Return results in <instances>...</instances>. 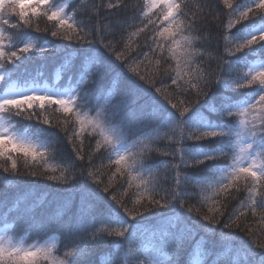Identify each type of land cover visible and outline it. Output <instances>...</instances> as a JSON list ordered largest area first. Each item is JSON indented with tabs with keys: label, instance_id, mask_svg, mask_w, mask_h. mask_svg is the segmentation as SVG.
I'll use <instances>...</instances> for the list:
<instances>
[{
	"label": "snow or ice",
	"instance_id": "1",
	"mask_svg": "<svg viewBox=\"0 0 264 264\" xmlns=\"http://www.w3.org/2000/svg\"><path fill=\"white\" fill-rule=\"evenodd\" d=\"M222 3L229 16L225 51L219 72L209 75L203 57L212 34L205 9L210 15L212 6L206 2L144 0L129 9L127 0H0V168L13 177L55 182L68 193L65 204L76 209L66 220L61 213L38 217L27 195L14 204L0 199L4 219L16 230L47 235L57 223L70 236L61 252L39 235L26 243L6 230L0 234V264H97L92 257L100 248L107 249L100 253L107 264H164L160 255L180 264L173 256L188 237L201 234L205 259L195 264H264V0ZM101 8L119 10L116 19L111 13L103 18L107 26ZM157 8L159 25L153 19ZM129 11L138 14L129 18ZM237 25L243 26L232 34ZM41 31L69 43H39L33 33ZM249 55L258 59L250 62ZM34 57L68 62L67 82L36 83L26 67ZM213 75L215 87L206 89ZM169 88L183 97L178 103ZM105 92L119 102L112 104ZM192 95L194 100L186 99ZM86 139L95 146L85 173L76 161L84 160ZM65 140L75 158L67 153L61 164H50ZM97 156L108 163L93 165ZM103 168L111 172L107 183ZM248 213L258 217L256 227L247 222ZM146 217L154 218L151 246L141 240ZM180 224L185 227L178 232Z\"/></svg>",
	"mask_w": 264,
	"mask_h": 264
},
{
	"label": "trees",
	"instance_id": "2",
	"mask_svg": "<svg viewBox=\"0 0 264 264\" xmlns=\"http://www.w3.org/2000/svg\"><path fill=\"white\" fill-rule=\"evenodd\" d=\"M72 0H69V3H71ZM77 2H84L86 4H90L93 2V0H77ZM95 3L99 4L100 0H94ZM108 0H104V3L106 4ZM113 3H116L117 0H112ZM144 0H127L129 9L137 8V6H143ZM198 2H206L212 6L211 14L208 15V9H205V14L207 15V23L205 25L207 31H210L212 34V39L209 43H206L204 45L205 49L207 50V54L203 57V66L206 67L207 73L209 75L213 73L219 72L220 68V55L224 53L225 51V45L226 42L222 39L223 35L227 34V32L224 30V25L227 23V20L229 19L228 16V9L223 5L222 0H188V3L190 5H194ZM235 2V0H233ZM217 4H219V8L223 11L217 10ZM119 10H107L104 8L100 9V19L103 21L104 25L107 26V21L103 18L105 16H109L110 13L112 14L110 16V19H116V13ZM156 15L153 16V19L156 21V24H162L163 21L160 20L159 11L160 9L157 8L154 10ZM120 15H123V12L119 13ZM134 14L132 11H129L127 13L128 17H132ZM93 23H95V19L93 20ZM249 22H244V24H248ZM258 24V22L256 23ZM255 24V25H256ZM45 23L43 21L40 22V28H45ZM243 25H237L236 28L231 30L232 34H235ZM129 32L134 31V29H129ZM152 34V30L150 29L148 32V35ZM34 36L40 37L39 43H44L46 40H55V42L59 45L68 44V41H60L56 40V38H52L50 34L45 33L43 31L41 32H34ZM127 35V34H125ZM219 35L220 39L217 41V36ZM109 39H112V37H109ZM116 39H119V35H117ZM144 42V36H140V43L143 44ZM199 46V45H198ZM218 49V51H217ZM144 51H147V49H144ZM167 53H165L166 55ZM242 54H237V56H240ZM76 53H72V58H75ZM255 58L252 55H249L247 59L250 61L251 59ZM223 59H234L232 57L223 56ZM68 62H62L59 60L58 57H49L48 59H42L38 57H34L32 60L28 61L26 63V67L28 69V72L31 74V79H34L36 83L44 84V83H52L57 82L61 85L67 82V77L65 75L67 70ZM141 70L143 71V66L141 67ZM154 71V67H153ZM239 71H247L246 68H241ZM235 75V73H233ZM213 83L206 86V89H214L215 87V77L212 76ZM21 83L24 81L21 80ZM170 83V81H169ZM146 88L148 87L147 84L144 85ZM157 86L159 87V82L157 83ZM153 93H155V89H152ZM243 91V90H242ZM167 94L172 97L173 103H178V100L183 97H176L174 95V90L169 88L167 89ZM157 97L161 100L162 103L167 104V101L163 99L161 94H156ZM211 95V92L209 93ZM105 96L109 97L110 102L112 104H116L119 102L118 96H112L111 93L105 92ZM186 99H195V95H192L190 97H187ZM95 103V99L93 100ZM103 103V101H101ZM170 107V105H169ZM19 119V118H17ZM53 120H56V116L53 115ZM15 123V120L12 121ZM25 125L29 123H35V122H29L24 121ZM22 130V129H21ZM58 130V129H56ZM151 131V130H150ZM63 136V133H61ZM166 140H160L158 142L159 145L166 144ZM189 144L191 142H188ZM65 148L61 150V152L57 155L56 159L50 160L49 163L53 165H58L64 162L65 156L67 153H72V144H68L65 140L64 142ZM91 145V147H90ZM95 146V140L89 141V139L85 140V155L83 162L76 161L77 165L81 168H84L85 173L87 172V169L91 167L89 165V157L88 152L91 151V148H94ZM187 146V145H186ZM106 156V153L104 154ZM72 158H75V154L72 153ZM154 159L160 160V161H166L170 158L163 157L160 154H154ZM101 163L107 164V159L101 160L100 156H97L93 160V165L99 166ZM79 170V169H77ZM115 170V166L113 165L111 168V171ZM101 172L106 173L101 178L104 180L105 183L108 182L109 176L111 172L108 168L101 169ZM56 175H59V172L55 173ZM0 181H6V184H0V199H9L12 201V203H15V199L17 197L23 199L25 195L29 197V199L36 204V215L38 217H47L52 216L56 213H61L64 215V219H69L72 216V213L76 211L75 207L72 206L71 202H68L65 204L64 198L68 195L67 192L61 187L55 184V182L51 181H45L40 178H33V177H13L9 173H4L3 169L0 168ZM90 183V181H89ZM114 185L117 184V181H113ZM167 187V185H165ZM103 187V185H101ZM124 187H127V184L124 185ZM123 189H119V191L116 192L117 197H120L121 192ZM134 191V189L132 190ZM111 194V192L109 193ZM240 199H243V196L240 197ZM190 204L195 203V199L189 200ZM239 203V200L234 202L232 204V208H236ZM40 205H43V208L40 207ZM11 207V205H10ZM128 207L131 208L132 204L131 202L128 203ZM206 211V209L204 210ZM7 213V209L0 208V226L7 225L9 226V233L13 234L17 239L20 237H23L25 239L26 243H31L33 240L37 238V235H39V239L43 241L44 243H52L57 244L61 248V252L64 251L63 244L68 243L70 236L68 232L65 229H60V225L57 223H53L51 225L52 230L47 231V235L45 233H37L35 231H32L30 236L26 234L23 230H16L14 226H12L11 220L6 221L4 219V214ZM66 214V215H65ZM121 214L122 210H121ZM153 217H146L145 219V227L147 229H152L153 225L151 224V221L153 220ZM194 219H199L198 216H195ZM241 219H244L243 217ZM258 217H253L251 213L247 214V222L250 223L252 227H256V220ZM185 225L180 224L177 226V231H181ZM59 229V230H57ZM227 231V230H226ZM233 232H236L237 230L234 228L232 229ZM238 235L243 236V233H238ZM262 241H264V233H260ZM247 239V237H245ZM199 240L200 243L197 244L196 241ZM205 244V241L202 239L201 236L195 237L193 239L192 237H188V239L185 241L183 247L181 248L178 255L173 256V259L179 260L180 264H193L192 263V256L194 255L195 251L200 248L202 251L203 246ZM221 252L223 249L220 250ZM104 252L106 254L107 249L100 248L97 249L96 254L93 255L92 259L97 260V264H107L106 255L104 257H100V253ZM169 255H172L171 253ZM221 260L223 259L222 256L219 257ZM205 259L204 257H201V260ZM168 264V262H167Z\"/></svg>",
	"mask_w": 264,
	"mask_h": 264
},
{
	"label": "rangeland",
	"instance_id": "3",
	"mask_svg": "<svg viewBox=\"0 0 264 264\" xmlns=\"http://www.w3.org/2000/svg\"><path fill=\"white\" fill-rule=\"evenodd\" d=\"M159 15H160V20L163 21L161 10L159 11ZM255 26L259 27V24L258 25L256 24ZM257 59H258V57H255V58L251 59L250 62H254ZM6 230H8L6 226L0 227V234H3ZM151 232H152V229H148L146 234L141 237V240L145 246H151V245L156 243V241L153 239V237L151 235ZM158 258L161 259L162 261H164V264H167L168 260L166 257H164L163 255H160ZM197 259H201L199 250H196V252L194 254V264H195Z\"/></svg>",
	"mask_w": 264,
	"mask_h": 264
}]
</instances>
